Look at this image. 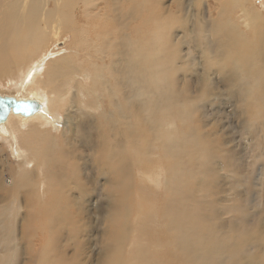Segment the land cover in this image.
Masks as SVG:
<instances>
[{
	"label": "bare ground",
	"instance_id": "6f19581e",
	"mask_svg": "<svg viewBox=\"0 0 264 264\" xmlns=\"http://www.w3.org/2000/svg\"><path fill=\"white\" fill-rule=\"evenodd\" d=\"M79 1L87 3V0H0V30L3 32L0 41L5 47L0 48V74L6 78L18 72L16 54L23 55V51L30 47L33 54L35 49H41L47 42L48 35L55 37L58 47L65 45L66 41H59L61 31L67 28L61 15L63 16L64 12L70 15V10L75 9ZM151 1L144 0L145 4ZM156 1L163 3V0ZM178 1L180 4L172 11L170 17H174L175 13H179L180 17L185 16L186 13L182 11L185 8H181L182 1L185 0ZM202 10L203 12H199L201 23L195 24V30H192L195 32H190L196 40L184 36H190L189 29H186L189 26L186 27L184 22L183 27L179 26L181 31L170 28L169 33L162 32L164 39L161 45L158 43V31L148 32L141 27L133 31L131 28L130 32L141 34L143 40L148 39L135 41L131 36L122 38L113 33H105L102 21L95 25L96 27L93 26L94 29L90 32L80 29V25L75 27V24H72L80 44L75 55L77 58L86 56L85 59L90 61L93 72L87 67L84 70L88 74L93 73H90L92 82H99L98 85L92 83L93 88H97V92L92 94L96 109L88 113L89 115L84 109L87 105H82L84 108H80L78 113L66 112L71 108L66 101L67 98H73V91L87 90L82 83L81 74L77 71V68L82 71L83 65L78 63L75 68L74 62L72 63L68 56L55 57L51 64L47 67L45 65V70H42L45 71L46 77H37L32 85L31 75H28L25 88H20L17 92L11 91L14 93L12 95L0 92L1 98L35 100L39 104L36 111L29 114L16 112L11 106L6 116L0 118V264H87L85 260H75L78 252L69 256L65 251L70 246L69 238L74 240L76 235L73 233L83 230L86 223L92 228L95 225L103 227L102 231L98 228L102 236L101 241L96 243L99 245L97 248L100 258L97 262L92 257L88 260H94L97 264H122V254L131 242L135 246L134 249L131 248L132 245L127 248V255L130 256L132 251L137 252L150 260V264H173L176 256L185 264H264V197L259 193H248L247 213L242 205L245 204V199L235 190L239 199L237 202L233 201L238 204H233L242 207L239 208V215L235 217L234 223L236 226H243L240 232L251 231L245 232L244 239L240 237L242 235H238L237 243L229 239L227 234H216L213 229H199L187 223L188 216L193 215L186 208L188 204L182 187L185 184L184 178L188 181L190 177L183 175H186L184 171L187 157L193 149L201 148L203 141H200L202 135L198 130L199 124L191 125L188 127L190 132L182 134L174 132V125L178 122L183 129L184 124L195 121L198 106L194 98L211 97L212 91H215L216 84L220 81L229 91L238 87L242 93V96L237 93L229 97L228 101L235 100L237 103L236 113L243 129L253 123L255 119L251 114L258 113L257 100L264 98V15L254 8L251 0H205ZM72 14L77 15L75 10ZM147 20L141 21V25L144 26ZM240 22L248 26L251 32H242L239 29ZM200 24L207 33L198 41L197 34L203 33ZM121 38L124 44L119 46L123 42ZM200 42L204 45L203 50L199 48ZM169 43L172 45V51L168 49ZM184 44L190 45L188 50H201L197 54L204 58L202 71L192 69V64L198 57L188 55ZM63 47L59 48V53L63 51ZM114 50L118 53L125 52L126 60L123 63H118ZM160 50L161 52L157 53ZM92 51L96 52L93 56ZM172 53L176 56L173 57ZM230 56L234 57L232 61L228 58ZM111 70L118 73L123 70L129 79L125 82L126 103L118 98L123 91L122 84L117 82L114 87H110L107 73ZM214 76L220 81H215ZM184 81L185 86H181L180 83L184 84ZM28 85L34 86L33 89L27 88ZM205 88L210 91H205ZM202 106L199 110L203 117L207 118V113L202 112L207 109V105ZM261 106L262 104L257 108H264V103L263 107ZM60 111L66 112L62 113L63 119L59 116ZM85 115V120L76 121ZM249 118L254 120L249 121ZM61 123L63 127L60 126ZM254 123L262 124L260 127L264 128V119H258ZM83 125L91 126V135L83 131ZM260 132L262 133L261 130ZM253 133L250 132L252 136ZM261 133L260 137L258 134L255 136L256 139L261 138ZM246 134L248 135L243 138L249 136L248 132ZM252 136L251 138H254ZM7 142L13 145L14 156L18 157L15 165L9 158L12 153L7 149L9 147L5 146ZM210 151L208 153L212 154ZM197 154L196 156H199ZM199 154L202 157V154ZM214 155L217 158V154L213 153ZM201 157L203 163L205 157ZM148 162L151 164L148 165ZM30 166L34 167L31 171ZM238 167L246 169L240 162ZM5 172H8L9 176H6ZM234 174L237 176L238 171ZM261 174L264 176L263 171ZM102 176L104 181L99 183ZM205 182L207 185L211 183L205 180L203 186ZM206 187L201 188L207 190L210 186ZM82 194H89L90 197L85 199ZM91 194L97 197V204L90 208L88 213ZM145 194L149 195L150 205L148 204L147 208L144 206L147 210H144L143 214L140 212L142 205L137 208L134 202L144 199L145 203L148 197L144 196ZM221 208L227 213V206ZM92 211L97 215L96 219L92 216ZM195 216L199 217L198 214ZM149 221L154 227L146 230L148 236L144 237L145 235H140L143 233L142 226L145 222L147 225ZM20 225L23 240L21 248L16 242ZM158 226L162 227L160 233L156 229ZM134 236L145 238V241H133ZM130 237L133 239L130 240ZM80 245L91 248L80 252L82 255H89L93 245ZM150 245H154V248ZM145 251L149 252V256ZM80 259L85 257L80 256ZM129 259L131 261V258Z\"/></svg>",
	"mask_w": 264,
	"mask_h": 264
},
{
	"label": "rangeland",
	"instance_id": "374dc122",
	"mask_svg": "<svg viewBox=\"0 0 264 264\" xmlns=\"http://www.w3.org/2000/svg\"><path fill=\"white\" fill-rule=\"evenodd\" d=\"M92 1L87 0V3H83L82 1L81 2L79 1L77 6L75 7V9L73 8L70 10L71 16L67 15L65 12L63 13L64 17L61 15V18L67 27L65 30L61 31L62 35L59 39V41H61L62 39H63L62 41H66L65 45L63 44L61 46V47L64 46L63 51L61 53L58 52L59 48H61V47H58V45H57L58 43L55 42V40H54L55 37H52L53 35H48L47 42L41 47V49H35L33 51V54L30 52L31 47L29 49L23 51V55L19 54V56H18L16 54L15 62H16V64L18 63L17 64L18 66L16 68V71H18V72H16L17 74L15 73L11 77H6V78L3 77L4 75L0 74V92L4 93V94L12 95L14 93L11 91L16 90V92H17L20 88H25L26 76L28 77V75L29 76L31 75L30 85H32L33 82L38 79L37 77H39V76H43L44 78L46 77V73L44 71L45 65L47 67L48 64H51V61L53 59H55V57L59 58L60 56L61 57L62 56H68L71 58L72 63L74 62L73 64H74L75 68L77 67L78 63L83 65L84 68H82V71H80L78 68H77V71L79 74H81L80 76H81L82 83L84 86L87 87V90L84 92H80L77 89H75L74 90L75 92L73 91V93H72L73 98H71V97L67 98L68 101H66V102L68 103V107L70 106L71 108H69L70 110L68 109V111H66V112H70V113L77 112L78 113L80 111V108H84V107H82V105H87L86 108H84V109H85L87 115H89L88 113H90L94 109H96V105H95V102L93 101L92 94L97 92V88L94 89L93 84L98 85L99 82L97 80H95V83H94V82H92V79H90L92 77L91 74H93L92 73L93 69L91 68V66L89 64L90 61H88V59H85L86 56H85V58H83L84 55L81 58H77L75 55L76 54L75 51L79 50L80 44L78 42V36H76L74 31H73V30H75V28H73L72 24H75V27L80 25V26H82V27H80V29H83L87 32H90L94 29V27L97 26L98 23H100V21H102V24L104 25L105 33H113L114 35L122 37V38L127 37V36H131L135 41H140V40L144 41L147 38H145L143 40V37L141 34L130 32L129 29H131V28H133V31L134 30L137 31L138 28L140 29V27L143 28L144 31H148V32L158 31L160 34L159 39H158V43H159V45H161L163 42V39H164L163 33H169L170 28H174V31L175 30L179 31L180 30L179 26L183 27L184 22H185L184 24L187 25L186 27L189 26L188 28H186L184 26V28L189 29V33L195 32L192 30H195V27H196L195 24L198 25L197 23H199V22L201 23V20H200L201 16L199 14L201 12H203L202 9L204 7V1L205 0H192V1L191 0H185V2L182 1L183 7L181 6V8L182 9L185 8L182 11H184L186 13L184 17H180L179 13H175L176 15L173 14L174 17H170L172 15L171 14L172 11L176 10L177 9L176 7H178L177 5L180 4V2L178 0H165V1L163 0V3L162 2L158 3L156 0H152L150 3L149 2L146 3L147 5L145 4L144 0H142V1L141 0H109L108 3H105L106 2L105 0H100L101 2H99V0H97V1L92 0ZM172 1H173V3H172ZM174 1H175V3H174ZM193 1L194 2L199 1V3H196V2L194 3ZM138 2L139 3L142 2V3L138 4ZM251 2L253 4L254 8L257 9L260 13H262L264 15V0H251ZM89 3H90V5H89ZM94 4H97L98 7H97V5H94ZM169 4L171 6L168 7ZM84 9L85 10L87 9L86 11H89V12L86 13V11ZM162 9L165 10V12L163 10L164 14L163 13L161 14ZM74 10L77 13V15L72 14V12ZM169 10H170V12H169ZM90 12H91V14H90ZM227 12H228V10H227ZM78 14L81 16H79ZM92 14H94L96 17H94V15H92ZM192 14L194 15V18H193ZM66 15H67L68 19L66 18ZM195 15H198V16H195ZM143 16H145V17H143ZM80 17H81V19H80ZM144 18H146L148 20H147L146 24L143 26V25H141L140 22L141 21L145 22L146 19H144ZM92 20H94V21H92ZM194 21L195 22L197 21V22L195 23ZM201 25L202 24H200V26ZM191 27H193V28L191 29ZM203 27L204 26L202 25L201 29ZM239 29L244 33H250L251 32L249 27L246 26L243 22L239 23ZM49 31H52V30L49 29ZM144 31H142V32H144ZM201 31L203 32L202 34H200V35L197 34V40L199 38L198 41L201 40L202 35H204V33H207V31H204V29H202ZM127 32H129V33H127ZM84 34L86 35V32H84ZM0 35L3 36V32L1 30H0ZM184 36H186L188 39L196 40L191 35V33H190V36H189V34H184ZM146 37H148V35ZM122 38H121V40L123 42L121 44H119V46L124 44V40ZM66 44L69 46H67ZM76 46H78V48H76ZM189 46H190L189 44L188 45L184 44V49L186 50L188 55H190V56L195 55L198 57V59H196L193 62L192 69L194 71H202L204 69V66H203L204 58L201 55L197 54V52H200L201 50L200 49L195 50V51L188 50ZM1 47H4L2 44V41H0V48ZM199 48H201L202 50L204 48V45L201 42H200ZM4 49H5V47H4ZM168 49H169V51H172L171 43L168 44ZM114 52L117 54L116 60L118 61L119 64L123 63L124 60H126L125 52L118 53L117 50H114ZM158 52H161V50L157 51V53ZM93 53H96V52L92 51V56H93ZM69 54H72V55H69ZM72 56L74 57V59H72ZM172 56L175 57L176 54L172 53ZM228 58L231 61L234 59L233 56H230ZM106 62L108 63V61H106ZM41 63H43V64H41ZM252 65H254V64H252ZM86 67L92 70V72H90L91 74L89 73L90 75L85 72L84 69ZM33 68H35V69H33ZM42 69H44V70H42ZM19 70H21V71L19 72ZM37 70H39V71H37ZM0 71H1V68H0ZM107 76L110 79V84H111L110 87H114V85L117 82H120L122 84L123 91H122V94L118 96V98L123 103H126L127 100L125 98V94H126L125 82H127L129 80L128 77L125 76L123 70L120 73H118L115 70H111V71H109V73H107ZM22 77L24 80L22 79ZM84 77L88 81L85 80ZM213 78L215 81H220L217 76H214ZM186 82H187V78H186ZM186 82L184 81V84H182V82H181L180 85L185 86ZM90 83L91 84L93 83V84L91 85ZM29 87L30 86L28 85L27 88H29ZM33 87L34 86H31L30 89H33ZM209 89L213 90L212 87H209ZM209 89L205 88V91L206 90L210 91ZM79 92H80V94H79ZM237 93H239L240 96H242V93L238 89V87H234V89L232 91H229L225 87L223 82L220 81L219 83L216 84L215 91H212L211 97L207 96L208 97L207 99L205 96H198V97L194 98V100L197 102L198 110L196 112L195 121H191V122L184 124L183 129H186V131H184V132L181 131L183 129L181 128V124H179L178 122H177V124L174 125V130H176L174 132L176 134H178V133L182 134V133L190 132L188 130V127L190 128L191 125L199 124L200 127H198V130L201 132V135H202L200 141L201 142L203 141L201 148L193 149L191 151V153L189 154V156L187 157L188 162H187V166L185 167V171H184V173L186 175H183V177H186V178H188V176H189L190 178H188V181L191 183V184H189V182L186 181L187 179L184 178V180L186 182L184 181L185 184L183 183L184 185L182 187V193L186 194V203L188 204L186 208L193 215V216H191V215L188 216L187 223L191 226H197V228H199V229H213V232L216 234L217 233L227 234V236H230L229 239H233L234 243H237L239 241L238 235L239 236L242 235L240 237H242L244 239L245 237H243V236H244L245 232L251 233V231H248V230L240 232L241 229H243V228H241L243 226H240L239 224H238V226H236L234 223V219H235V217H238L239 211H240L239 208L242 207V205H244V207L246 208L247 213L249 211V202L246 200L248 197V193L250 191H253L255 193H259L260 195H262L264 197V176L261 174V171L264 172V135H263L264 134V128L260 127L262 124L258 125V123H254V121H258V119H259V121L260 120L262 121L264 119V108L258 109L261 104H262L261 107H263L264 98L257 100V102H259V103H257V104H259L257 106L258 108L256 107V111L258 113L256 114V112L255 113L252 112V114H254V115H252L250 112L251 116H253L255 119V120L253 119L254 120L253 121L251 118H249V121H250V119H251V121H253L254 124L251 123V125H253V126L249 125V127H248L249 129L248 128L243 129L240 125V118L237 116V113H236L237 103L235 102V100L228 101L229 97L235 96ZM45 94H47V93H45ZM218 94L221 96L217 97ZM39 95L43 96V94H39ZM81 95H83V96H81ZM73 99H75V100L72 102ZM211 103H215V105H211ZM73 104L75 106H73ZM188 105H189V102H188ZM202 105H207V106H205V108L207 107V109H204L202 111V112L207 113V118L203 117L202 113L200 112V110L203 108ZM199 108H200V110H199ZM66 112H61L59 114V116H61V118L63 119L64 114ZM62 113H64V114H62ZM11 114L13 115L14 113H11ZM36 114L37 113H35V115ZM250 114H249V117H250ZM15 115L18 116V114H15ZM87 115L83 116L80 119H76V121L79 122L80 120H85L87 118ZM256 115L258 118H256ZM19 116H21V115H19ZM197 120H204V122L200 123ZM254 125H256V126L254 127ZM60 126L63 127V124ZM83 127H85L83 129V131L86 133L89 132V134L91 135L90 130H89L91 128V126L83 125ZM221 127H223V128L221 130H219ZM207 128L211 129V130H207ZM215 129H216V131H215ZM253 129L256 131V133H253V131H254ZM203 130H205V131H203ZM212 130H213V133H212ZM260 130L262 131V133L260 132ZM229 132H231V133H229ZM247 132L249 133V136L250 135L252 136V134H250V132H252L253 133L252 137H254V138H251V136L250 137L247 136L246 138L245 137L243 138V136L248 135V134H246ZM260 133L262 136L259 139L258 137H260L259 136ZM257 134H258V137L256 139L255 136H257ZM247 138L250 141L246 140ZM217 139H219V140H217ZM252 139H255V140L253 141ZM143 142H145V141H143ZM210 145H211V148H209ZM261 145H262V147H261ZM5 146H8L9 148H7V147L6 148L11 150L12 154L9 156V158L12 159L13 165H15V162L18 161V157L14 156L15 155V153L13 152L14 149H12L13 145L10 142H7V143H5ZM129 146L134 149V146H132L131 144ZM3 150H5V149H3ZM213 150L216 152H214ZM209 151L212 152V154L208 153ZM199 153L202 154V157L200 156ZM206 153L209 154V156H206L207 155ZM213 153L217 154V156H216L217 158H215V155L213 156ZM196 154L199 155L201 158L205 157L203 160V163L200 160V157L196 156ZM204 154H206V155H204ZM212 157L214 159H212ZM228 158L230 160H228ZM205 159H208V160H205ZM215 159H216V161H212ZM198 160H200L201 163ZM209 160L211 162H208ZM205 161H207L205 163L206 165L203 166ZM237 161H239L240 164L243 163L244 168H246V169H243V170L240 169V167H238L239 162H237ZM214 162H216V163H214ZM222 163L225 164V166H226V167L223 166L224 169L222 167V165H223ZM149 164H151V163L148 162V165ZM231 165H233V167H231ZM228 166H230V168ZM236 167H238V168H236ZM33 168H34L33 166L32 167L30 166L29 170L31 171ZM227 168H229L230 170L229 169L227 170ZM189 170H190V173H189ZM195 171H197V172H195ZM230 171H232L233 173ZM237 171H238V175L237 174L236 175L238 177L235 176V174H234V173H237ZM197 173H199V174L197 175ZM189 174H192V175H189ZM5 175L9 176V173L5 172ZM164 177H165V175H164ZM206 177H208V179ZM201 178H203L206 181H209L211 183H208V185H207V182H205V184L203 186V183L205 180L203 181V179H201ZM232 178H234V179H232ZM199 180H202V181H199ZM103 181H104V177L102 176L99 183H102ZM235 181L237 183H234ZM200 182L202 185L200 184ZM232 184H233V186H232ZM197 185H199V186H197ZM205 185H207V187L208 186H210V187L207 188ZM198 187L203 193L198 189ZM201 187H203V188L206 187L207 190H211V191L208 192L206 189L203 190V188H201ZM218 189L220 192L217 191ZM235 190L236 191L238 190V192L240 193V196L243 199H245V201H244L245 204L243 203L240 207L237 205L235 206L233 204V203H235V202H233L234 200H236V202H237V199H239V196L237 197ZM205 191H206V193H205ZM146 192L149 194V190H147ZM207 192H208V194H207ZM148 194H145L144 196H147ZM192 194H193V196L195 195V197H198V198L193 197ZM203 194H205V195H203ZM82 195L85 199L90 197L89 194H82ZM199 196H200V199H199ZM217 197H218V199H216ZM220 197H223L224 199L220 198ZM192 198L194 199V201H192L193 200ZM212 198H214V199H212ZM225 199L229 202H226ZM210 200H211V202H210ZM194 202L196 203V205ZM89 203L90 204L88 205V208H87L89 210L88 213L90 212V208H93L97 204V197H95L94 194H91V198L89 199ZM197 203H199V205ZM148 204H149V195H148L145 203H144V199L141 201H135L134 202V205L137 208L142 205L140 212H142L143 214H144V210H147L146 208L150 205V204L149 205ZM235 204H238V203H235ZM144 206H146V208ZM222 206H227V213L224 212V210H222V208H221ZM192 208H193V211H191ZM142 209H143V211H142ZM210 212H212V213H210ZM91 214L95 219L97 218V215L93 211ZM197 214L199 215V217L195 216ZM206 215H208V216H206ZM144 217H145V215H144ZM145 219L141 218V220H145ZM201 219H203V220H201ZM19 220H20V222H22L21 218H19ZM141 220H139V222ZM142 223H144V222H142ZM144 224L145 225L142 226V232L143 233L141 232L142 234H140V235H143V236L145 235L144 237H146V236H148V232H146V230L149 231L150 227H154V224L150 221L147 223V225H146V222ZM99 227H98V225H95L94 228H92V227H90L89 224L86 223V226L84 227V229L82 228L83 230L73 233V235H76V238L74 240L69 238V242H70L69 245L70 246L67 248V250H65L66 253L69 256H72V254L74 255L76 252H78L79 254L75 258V260L77 262H79L80 260H85L86 262H88L87 264H97L95 262H97L99 260L100 252H99V249L97 248V246H99V245L96 243L101 241V236H102L101 231L103 230L102 226H99ZM98 228L100 230L101 229L102 230L100 231ZM156 229H158L159 233L162 232L161 226L156 227ZM92 230H94V231H92ZM95 230H97V231H95ZM217 230L218 231L220 230V232H218ZM233 230H234V233H233ZM63 231L65 232V230H63ZM85 233H88V235ZM99 233H100V235H99ZM21 236H22V226L20 225L18 227L17 241H16L20 248L23 245V240H22ZM138 236H139V234H138ZM99 238H100V240H99ZM235 238H237V239H235ZM97 239H98V241H97ZM131 239H133V238L130 237V240ZM135 239L136 240L139 239L141 241L143 238L142 237L137 238L134 236L133 241ZM143 241H145V238L143 239ZM81 243H89V244L93 245L92 251L89 253V255L80 254V252L84 249H91L87 245H80ZM131 243H132L131 244L132 246L128 245L127 247H125V251H124L125 253L122 254V258L120 259L122 264H128V263L131 264V262H132V264H136V263H138V264H150V260H147L146 257L139 255L137 252L132 251L133 253L132 252L130 253L131 257L129 255H127V248L129 246H131V248L134 249L135 244L133 245V242H131ZM123 245H124V243H123ZM150 246L152 248H154V245H150ZM78 247H80V248H78ZM71 250H73V252ZM69 251H70V253H69ZM145 253L149 256V252L145 251ZM177 255H179L178 252H177ZM57 256H59V255H57ZM80 256H84L85 259H80ZM89 257L94 258L95 262H94V260L88 261ZM128 257L131 258V261ZM172 263L173 264H185L179 258V256L174 257V260L172 261ZM152 264H154V263H152Z\"/></svg>",
	"mask_w": 264,
	"mask_h": 264
},
{
	"label": "water",
	"instance_id": "95a60500",
	"mask_svg": "<svg viewBox=\"0 0 264 264\" xmlns=\"http://www.w3.org/2000/svg\"><path fill=\"white\" fill-rule=\"evenodd\" d=\"M11 106H13L16 112L29 114L35 112L37 107H39V104L35 100H15L13 97H0V118H2V116H6L5 114L9 111Z\"/></svg>",
	"mask_w": 264,
	"mask_h": 264
}]
</instances>
